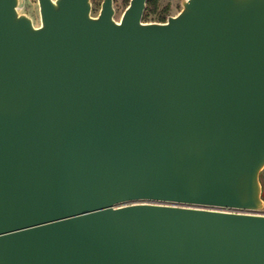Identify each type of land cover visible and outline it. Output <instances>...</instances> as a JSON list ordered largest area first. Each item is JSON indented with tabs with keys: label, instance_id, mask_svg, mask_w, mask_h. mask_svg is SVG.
<instances>
[{
	"label": "water",
	"instance_id": "1",
	"mask_svg": "<svg viewBox=\"0 0 264 264\" xmlns=\"http://www.w3.org/2000/svg\"><path fill=\"white\" fill-rule=\"evenodd\" d=\"M145 3L0 0V264H264V0Z\"/></svg>",
	"mask_w": 264,
	"mask_h": 264
},
{
	"label": "rangeland",
	"instance_id": "2",
	"mask_svg": "<svg viewBox=\"0 0 264 264\" xmlns=\"http://www.w3.org/2000/svg\"><path fill=\"white\" fill-rule=\"evenodd\" d=\"M103 0H91V15L97 16L101 3ZM151 12L148 17V21L145 22H165L169 16L176 15L182 9V2L184 0H152ZM130 0H113L114 15L113 19L119 21L124 10L128 6ZM17 11L20 14L27 15L34 26L40 24V13L38 0H18ZM165 14V21H161L160 17ZM260 214H264V209L258 211Z\"/></svg>",
	"mask_w": 264,
	"mask_h": 264
},
{
	"label": "trees",
	"instance_id": "3",
	"mask_svg": "<svg viewBox=\"0 0 264 264\" xmlns=\"http://www.w3.org/2000/svg\"><path fill=\"white\" fill-rule=\"evenodd\" d=\"M152 2H153L152 0H146L145 9H144V12L142 15V21H148L147 19L149 17L150 12H151V8H152L151 3ZM160 18H161L160 19L161 21H165V18H166L165 14H163ZM259 178H260L261 187H262L261 197L264 200V168L260 172Z\"/></svg>",
	"mask_w": 264,
	"mask_h": 264
},
{
	"label": "built area",
	"instance_id": "4",
	"mask_svg": "<svg viewBox=\"0 0 264 264\" xmlns=\"http://www.w3.org/2000/svg\"><path fill=\"white\" fill-rule=\"evenodd\" d=\"M207 208L219 209V210L230 211V212H238V213H255V212H251V211L240 210V209H231V208H212V207H207Z\"/></svg>",
	"mask_w": 264,
	"mask_h": 264
}]
</instances>
